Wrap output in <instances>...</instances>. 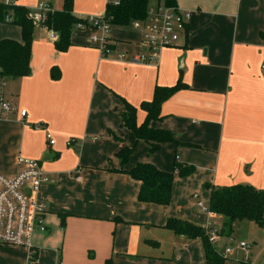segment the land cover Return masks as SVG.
<instances>
[{"label": "crops", "instance_id": "obj_1", "mask_svg": "<svg viewBox=\"0 0 264 264\" xmlns=\"http://www.w3.org/2000/svg\"><path fill=\"white\" fill-rule=\"evenodd\" d=\"M42 1L63 7V0L23 4L34 8ZM106 6V0H74V13L101 16ZM177 6L193 13L188 35L154 63L131 61L143 50L132 23L111 26L108 57L91 44V29H74L72 45L61 52L48 30L36 27L31 74L0 77V95L17 108L0 109V173L17 174L18 159L27 158L38 160L52 179L35 195L46 208V230H36L29 247L0 243V264H207L201 239L165 228L169 218L211 225L216 250L222 239L235 247L226 219L197 203L209 206L207 185L264 189V0H177ZM9 24L0 22V39L21 41V28ZM53 66L61 70L59 79L51 76ZM178 79L187 87L163 102L162 119L150 125L171 131L181 144L166 142L149 153L150 144L123 126L126 102L138 108L140 124L146 117L140 104L152 100L157 85ZM135 144L127 170L142 162L172 171L176 158L196 168L174 179L169 205L140 202L141 182L119 171L118 151ZM258 253L250 252L249 260Z\"/></svg>", "mask_w": 264, "mask_h": 264}, {"label": "trees", "instance_id": "obj_2", "mask_svg": "<svg viewBox=\"0 0 264 264\" xmlns=\"http://www.w3.org/2000/svg\"><path fill=\"white\" fill-rule=\"evenodd\" d=\"M164 1L170 6L177 5V0ZM150 0H121L118 5L107 3L105 16L111 26H127L133 21L144 19ZM29 9L24 5L0 4V22H5L6 16L12 14V24L21 28L22 40L12 38L0 39V77L2 80L19 78L30 75L32 45L36 25L29 16ZM84 22L74 13V0H63L62 9H54L48 14L45 26L56 31L58 39L55 47L64 52L72 45L71 36L75 26ZM51 76L54 79L61 77V70L53 66ZM187 87L181 79L172 86L157 85L152 100L143 101L140 108L145 111L146 117L142 123L137 122L138 108L126 102L127 110L122 114L123 126L133 131L137 140H145L150 144L149 153L160 150L163 143L171 142L181 144L175 135L166 129L153 128L152 121L162 119L161 108L164 101L177 91ZM134 146L124 145L117 153L121 162L120 172L129 174L133 179L141 182L138 199L144 203L169 205L172 200V191L176 175L180 177L190 176L196 170L193 165L183 164L176 158L172 171H164L152 163H137L134 167L125 169L126 163L134 152ZM211 189L209 209L211 212L224 217L227 221V233L234 230V223L244 220L255 222L264 227V189H257L249 184H235L231 186L216 187L207 185ZM165 228L174 231L178 235H184L191 239H201L205 251L207 264H224L223 257L213 246L210 240L209 229L198 226L192 222L177 218H169ZM110 264V261L107 262Z\"/></svg>", "mask_w": 264, "mask_h": 264}, {"label": "built area", "instance_id": "obj_3", "mask_svg": "<svg viewBox=\"0 0 264 264\" xmlns=\"http://www.w3.org/2000/svg\"><path fill=\"white\" fill-rule=\"evenodd\" d=\"M24 0H0L4 5H24ZM121 0H107V3L118 5ZM25 6V5H24ZM26 7V6H25ZM29 16L35 25L45 24L48 14L54 9L47 1L40 2L36 7L29 8ZM193 13L179 8L177 5L170 6L164 1L151 3L147 9L144 19L135 20L132 25L139 30L142 36L141 53L134 55L132 62L154 63L163 49L177 46L182 39L188 35V26ZM12 14L6 16L5 22H12ZM75 29H91L96 33L91 36V44L96 46L103 57H108L113 53V46L108 33L111 29L105 14L101 16L88 15L82 18ZM45 29L47 27L44 25ZM49 29V28H48ZM52 40L58 39V33L49 29ZM118 59L124 58V54H119ZM264 73V63L261 66ZM0 109L5 112H15L17 108L10 102H5L0 97ZM21 116L26 117L27 111L22 110ZM51 144V136L48 135ZM19 171L15 175L0 173V243L13 246H31L33 233L40 229L45 231L43 224L45 215V205L36 199L35 195L43 184L52 182L41 163L35 159L19 158ZM198 207L205 212L213 213L202 201L197 203ZM209 229L211 242L218 237V232L211 225ZM234 247V244L231 245ZM227 247L222 254H230L232 248ZM240 249L250 248L249 243L242 242L238 245Z\"/></svg>", "mask_w": 264, "mask_h": 264}, {"label": "rangeland", "instance_id": "obj_4", "mask_svg": "<svg viewBox=\"0 0 264 264\" xmlns=\"http://www.w3.org/2000/svg\"><path fill=\"white\" fill-rule=\"evenodd\" d=\"M150 2H152V1H150ZM106 3H107V0H106ZM54 7H56V5ZM83 17H85V16H83ZM83 17H81V18H83ZM9 25H10V27H14L13 25H16V24H9ZM127 26H132V25L130 24ZM7 27H9V26H7ZM36 27L45 28L43 24L36 25ZM47 30L50 31L48 28H47ZM77 30L91 31L88 28L77 29ZM0 89H3V86L2 87L0 86ZM3 92H5L6 96L10 97V99H11L10 87H6ZM0 97H3L5 102H11V100H12V99L9 100V99L5 98L3 95H0ZM133 146L136 147V144ZM176 177H180V176L176 175ZM246 223H248V224H246L245 227L242 229H238L237 226L234 227V230L232 233V238L234 239L235 247H231L229 244H228V246H226L227 241L224 239L216 242L215 246L218 248V251L221 255L227 247L232 248V252L230 254L225 255L226 259H225L224 264H255L254 260H258V259H261L264 262V249L261 250L262 247H264V227L258 226L255 222L252 223V222L248 221ZM242 242L249 243L251 247L247 250L248 252H246V253H248V255L246 256L248 258H245L244 260L237 261L236 258H237L239 253H243V255L244 254L246 255L245 251H242L238 247V245ZM228 243H230V242H228ZM250 252H255V253L259 252L258 253V255H259L258 259L252 258L251 260H249V257L251 256Z\"/></svg>", "mask_w": 264, "mask_h": 264}]
</instances>
